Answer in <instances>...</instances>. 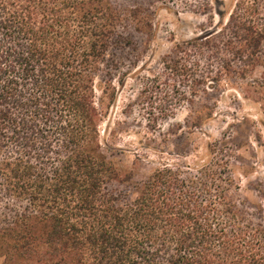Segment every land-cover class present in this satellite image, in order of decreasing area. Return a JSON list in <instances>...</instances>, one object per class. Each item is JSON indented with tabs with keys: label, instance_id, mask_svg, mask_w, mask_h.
Wrapping results in <instances>:
<instances>
[{
	"label": "trees",
	"instance_id": "16d2710c",
	"mask_svg": "<svg viewBox=\"0 0 264 264\" xmlns=\"http://www.w3.org/2000/svg\"><path fill=\"white\" fill-rule=\"evenodd\" d=\"M193 1L213 27L223 0ZM229 1L215 29L176 45L181 57L166 64L192 98L213 74L244 80L260 67L264 85V0ZM151 17L118 0H0L3 264H264V222L237 201L221 143L195 173L161 164L140 180L105 151L112 44L127 28L149 34ZM189 107L194 128L214 113Z\"/></svg>",
	"mask_w": 264,
	"mask_h": 264
},
{
	"label": "rangeland",
	"instance_id": "374dc122",
	"mask_svg": "<svg viewBox=\"0 0 264 264\" xmlns=\"http://www.w3.org/2000/svg\"><path fill=\"white\" fill-rule=\"evenodd\" d=\"M118 1L124 7L137 4L148 7L152 28L149 34L127 28L124 40L112 44L108 60L114 65L115 101L100 126L107 155L124 172L132 171L136 180L145 178L161 164L182 165L188 176L195 173L193 168L216 155L208 145L221 143L218 153L221 164H229L238 187L233 193L253 221L261 224L264 85L254 81H261L262 69L256 67L244 80L234 75L220 78L213 74L214 79H206L195 88V98H192L194 89L166 69L168 62L181 57L175 46L213 31L220 22L218 12L230 11V1L213 3V27L209 17L194 7L193 0ZM100 94L96 90V96ZM191 100L195 105L214 106L213 116L198 128L186 120ZM3 263L0 257V264Z\"/></svg>",
	"mask_w": 264,
	"mask_h": 264
}]
</instances>
